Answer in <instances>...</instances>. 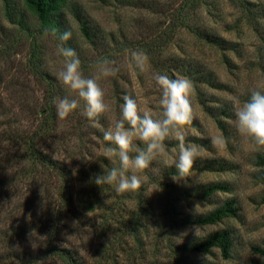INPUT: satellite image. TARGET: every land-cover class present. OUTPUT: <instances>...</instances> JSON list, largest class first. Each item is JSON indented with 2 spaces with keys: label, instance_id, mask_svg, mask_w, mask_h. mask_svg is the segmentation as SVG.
<instances>
[{
  "label": "rangeland",
  "instance_id": "1",
  "mask_svg": "<svg viewBox=\"0 0 264 264\" xmlns=\"http://www.w3.org/2000/svg\"><path fill=\"white\" fill-rule=\"evenodd\" d=\"M64 2L60 32H72L65 46L76 51L84 75L94 77L99 57L115 59L120 71L98 81L110 108L98 122L86 118L82 106L64 120L45 112L53 98L69 95L57 79L63 67L59 41L37 31L23 0H0V229L15 232H7V242L0 236V254L19 252L30 264H64L30 261L29 253L41 249L44 225L51 220L62 225L53 244L72 248L78 264H264V148L254 150L237 132L239 105L232 99L243 102L250 89L264 90V0ZM80 22L88 25L89 39ZM210 37L227 45L218 48L208 42ZM126 50L148 54L145 73L137 74ZM157 72L193 82L186 143L197 146L200 156L187 183L174 182L175 169L168 162L177 155L179 142L168 139V155L154 159L140 174L141 188L117 195L114 186L90 182L119 166L101 154L107 146L103 132L119 119L125 95L137 101L141 113L159 116L160 93L152 79ZM221 134L228 141L224 149L211 143ZM21 135L27 139L20 140ZM33 149L51 158L58 171L32 164ZM205 159L218 160L223 170H203L198 163ZM210 184L228 191L204 200L183 195ZM227 200L235 202L234 217L214 225L189 223ZM30 225L38 228L33 236L26 233ZM221 230L232 236L227 259L216 247L207 253L192 248ZM0 264L21 263L8 257Z\"/></svg>",
  "mask_w": 264,
  "mask_h": 264
},
{
  "label": "clouds",
  "instance_id": "2",
  "mask_svg": "<svg viewBox=\"0 0 264 264\" xmlns=\"http://www.w3.org/2000/svg\"><path fill=\"white\" fill-rule=\"evenodd\" d=\"M43 34L57 39V55L63 58V67L57 73V79L65 87L68 96L53 98L60 120L67 118L74 110L82 106L83 115L94 122L110 110L105 102V93L98 81L114 77L120 71L117 61L108 57H99L93 64L94 77H87L81 69V60L76 51L65 46L72 38V32H59L56 28H44ZM128 51V63L138 75L145 73L150 58L143 50ZM160 93V114L153 117L149 111L141 110L137 101L129 95L123 97L120 117L112 127L103 132L102 155L109 160H118L119 166L97 174L90 182L98 187L114 186L117 195L135 192L142 186L140 174L148 169L157 157L167 156L165 141L175 139L179 150L168 162L174 167L172 179L176 183H187L189 174L200 151L197 146L186 143V126L193 119L191 96L193 82L188 77L170 78L167 74L155 73L152 77ZM249 98L241 102L233 97V103L239 105L235 112V127L239 135L248 141L254 150L264 148V90L260 87L249 90ZM71 97V98H69ZM82 102V105H81ZM139 141L145 147H137ZM218 149L227 147V139L221 134L211 139ZM135 153V155H130Z\"/></svg>",
  "mask_w": 264,
  "mask_h": 264
},
{
  "label": "trees",
  "instance_id": "3",
  "mask_svg": "<svg viewBox=\"0 0 264 264\" xmlns=\"http://www.w3.org/2000/svg\"><path fill=\"white\" fill-rule=\"evenodd\" d=\"M10 0H3L5 4H8ZM23 3L25 7L30 10L32 15L34 16L37 26L36 29L40 33H43L44 28H56L60 32L61 28L59 26V12L62 6L65 4L64 0H23ZM8 6V5H7ZM6 6V7H7ZM76 19H79V16H75ZM81 23L80 29L81 33L83 34L84 37L89 39V28L86 23ZM208 42H211L218 48H224V45H227L224 40H220V38H212L210 37L208 39ZM45 77V76H44ZM47 78L49 76L47 75ZM47 113L55 114L56 108L53 103L50 105L48 104V107H46ZM44 111H41L40 114H43ZM20 140L24 138L25 140L27 139L26 137H18ZM23 140V139H22ZM32 146L31 148H33ZM30 148V149H31ZM34 152L32 158H30V161L32 164L38 163L40 168L43 170L52 169L51 171H58V168L56 166V163L52 161L51 158L44 157L43 154L40 151H35V149L32 150ZM261 163L264 165V159H260ZM200 165V168L202 167L203 170H208V171H214V170H223L221 163L217 160H208L205 159L203 161H200L198 163ZM22 174H24V169H22ZM263 180H264V175H263ZM6 184V183H4ZM226 192L228 191V188L225 187L224 185L221 184H210L206 185L204 187L200 186L197 187L196 189H190V190H185L183 195H186L187 197L190 198H195V199H207L208 197L212 196L216 192ZM236 215V207H235V202L233 200H227L224 201L221 206L218 208L214 209L213 211L204 214V215H199L195 217H191L189 223L195 224V225H214L217 223H220L224 218L227 217H234ZM62 226V225H61ZM60 222H52L47 221L44 225V229L46 234H43L40 232L39 234H43V238L41 240V245H40V250H36V253H29L30 255V261L33 262H39L41 260H47V259H58L60 261H63L64 264H78L76 261V257L78 258L79 255L77 252H75L72 248L71 250L66 249L61 246L54 245V242L58 241L59 233L58 232L59 228H61ZM37 227L30 225L28 228V231H26L27 234H30V236H33L32 234L36 233ZM3 230V231H2ZM0 229V236H1V241L7 242L9 236H7V232L9 231L11 235H13L14 228L11 230L10 228H7L6 230ZM44 232V233H45ZM24 233V234H26ZM38 233V232H37ZM17 234H20L19 232ZM34 241H36L34 239ZM232 245V236L230 231L228 230H221L217 231L214 233H211L208 235L205 239L200 240L196 242L192 248L195 251L201 252V253H207L211 248L216 247L219 250H221L222 257L224 259H227L230 254V249ZM76 256V257H75ZM13 258L16 260V262H19L23 264L26 262V264H30L27 261V257L25 254H20L19 252L15 253H5V254H0V260H6L7 258Z\"/></svg>",
  "mask_w": 264,
  "mask_h": 264
}]
</instances>
